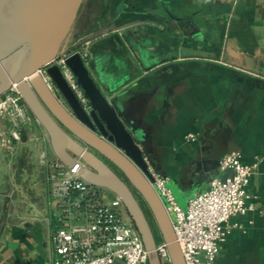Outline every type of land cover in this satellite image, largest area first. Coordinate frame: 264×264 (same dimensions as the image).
I'll use <instances>...</instances> for the list:
<instances>
[{"label":"crops","instance_id":"1","mask_svg":"<svg viewBox=\"0 0 264 264\" xmlns=\"http://www.w3.org/2000/svg\"><path fill=\"white\" fill-rule=\"evenodd\" d=\"M68 47L184 209L225 154L254 165L215 264H264V0H83ZM23 175L0 154V264H52L57 210Z\"/></svg>","mask_w":264,"mask_h":264},{"label":"water","instance_id":"2","mask_svg":"<svg viewBox=\"0 0 264 264\" xmlns=\"http://www.w3.org/2000/svg\"><path fill=\"white\" fill-rule=\"evenodd\" d=\"M82 1L0 0V96L15 85L46 132L54 156L70 167L79 160L82 180L121 200L142 239L148 264H161L156 233L131 187L152 212L172 264H185L169 215L150 184L152 177L144 155L114 111L95 92L79 47H68L70 30ZM63 55L91 105L90 111L83 108L59 68L50 66ZM44 68L62 104L39 74Z\"/></svg>","mask_w":264,"mask_h":264},{"label":"built area","instance_id":"3","mask_svg":"<svg viewBox=\"0 0 264 264\" xmlns=\"http://www.w3.org/2000/svg\"><path fill=\"white\" fill-rule=\"evenodd\" d=\"M78 52L86 60V49L81 47ZM65 58L61 56L50 66L59 68L83 108L90 111L91 105L65 64ZM39 74L62 104L46 68L39 70ZM6 93L3 99L0 96V115L11 107L8 112L11 120L24 118L17 87L12 86ZM186 138L192 140L194 135L188 134ZM144 159L152 177L150 184L169 215L185 264H215L220 244L228 232L229 219L254 209L246 192L254 165L244 163L237 153L225 154L219 168L228 175L210 178L207 189L189 197L184 209L167 178L155 173ZM76 161L77 164L70 167L56 157L49 158L46 153H42L40 159L49 186V199L57 210L51 232L52 264H148L142 239L121 200L110 191L82 180L78 173L81 162ZM156 249L161 264H172L160 234H156Z\"/></svg>","mask_w":264,"mask_h":264},{"label":"rangeland","instance_id":"4","mask_svg":"<svg viewBox=\"0 0 264 264\" xmlns=\"http://www.w3.org/2000/svg\"><path fill=\"white\" fill-rule=\"evenodd\" d=\"M6 95H8V93L1 95V98L3 99V96ZM19 104L25 110L24 118H19L15 120V122L11 120L10 114L8 113L11 107H8L7 110L3 111L0 115V120H2V118L7 120V128L5 130H2L1 127L3 123H0L1 162L4 159L5 164H9L11 168L17 167L25 169L28 175L22 176V183L28 186L26 188L28 194L34 195L36 192H44L43 187L46 177L40 159L42 153H46L49 158H52L50 157L52 149L46 132L36 122L23 100H21ZM1 167L3 166L1 165ZM119 174L127 181L123 174L120 172ZM31 184L34 186L32 187ZM129 186L131 185L129 184ZM131 189L140 203L152 230L158 235L157 223L148 205L136 189L133 187H131Z\"/></svg>","mask_w":264,"mask_h":264}]
</instances>
